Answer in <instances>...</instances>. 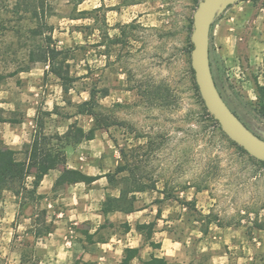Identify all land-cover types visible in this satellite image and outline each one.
<instances>
[{"label":"rangeland","instance_id":"1","mask_svg":"<svg viewBox=\"0 0 264 264\" xmlns=\"http://www.w3.org/2000/svg\"><path fill=\"white\" fill-rule=\"evenodd\" d=\"M199 1L54 0L56 14L48 19L53 42L70 52V72L77 77L64 94L58 78L45 76L46 63L19 71L28 64L20 36L28 20L21 11L14 13V0H0V106L6 116L22 118L0 122V139L24 158L38 106L53 111L44 118L48 134L70 125L88 130L94 120L89 113L77 114L75 103L95 88L110 125L98 129L93 140L66 146V165L100 174L131 163L142 181L155 182L157 190L136 193L135 206L145 207L140 216L145 220L161 209L157 227L179 243L174 263L264 264V165L208 130L189 81L188 36ZM217 23L216 18L209 46L216 85L239 118L264 138V102L246 83L248 64L235 50L231 30L220 33ZM108 194L117 195L118 189L106 178L64 184L40 197L2 190L0 264H49V233L64 207L57 197H93L95 203ZM65 225L76 238L88 237L96 227L90 221ZM126 230L120 218L103 221L96 237ZM82 263L72 258L69 264Z\"/></svg>","mask_w":264,"mask_h":264},{"label":"trees","instance_id":"2","mask_svg":"<svg viewBox=\"0 0 264 264\" xmlns=\"http://www.w3.org/2000/svg\"><path fill=\"white\" fill-rule=\"evenodd\" d=\"M54 0H14V13H24V18L28 20L27 26L20 36H24L22 48L25 49V55L28 64L21 67L19 71H27L29 64L35 62H44L48 69L45 72L53 74L60 81L62 91L67 94L72 88L77 77L70 72V52L68 50L59 49L53 42L52 32L53 25L48 19L56 14L53 5ZM84 0H75V3H81ZM17 29L15 32H20ZM188 36L189 55V81L194 96L199 103L200 113L205 121V126L212 133L217 134L224 141L234 147L237 152L243 154L248 160L253 163L264 165V161L257 160L250 156L242 147L231 141L222 131L219 122L210 114L201 98L198 86L195 81L194 70L191 67L190 55L193 48L190 36ZM2 75H0V84ZM258 93V99L264 102V85H255ZM101 95H107L106 89H101ZM98 91L95 88L88 90L89 97L79 103H75L76 113H89L94 125L88 130H84L78 126L70 125L63 133L48 134L45 132V116L53 114V111H44L38 106L35 116V127L30 140L25 150L24 158H17L16 150L7 146L0 139V192L5 189L11 190L16 196L26 193L29 196L37 194V188L43 180L44 176L51 170L58 169L59 175L55 180V185L75 184L83 182L91 184L101 177H105L107 182L118 189L117 195H106L102 203V212L122 211L129 213L135 210L136 193L145 192L148 190H157L156 183H146L142 181L137 174L135 164L125 163L117 165L113 172H105L100 175H89L79 169L70 168L66 165L65 147L72 144H79L85 140L95 138V133L98 129H106L110 125L108 116L106 115L103 106L99 103ZM6 111L0 106V122H8L16 124L22 122V118H13L5 115ZM12 114L13 111H8ZM135 147L132 151L136 150ZM124 152V150H121ZM31 178L30 183L28 179ZM41 195H37L40 197ZM168 196H173L168 193ZM169 198V197H166ZM160 209L157 212V218H160ZM156 227V221L149 223H137L136 230L141 233L144 240H150ZM258 228H263L258 225ZM129 229V226L127 227ZM88 234V233H87ZM91 238V235H87ZM90 240V239H89ZM153 247H159L158 243L150 241ZM138 255L137 248L127 247L124 249L123 257L118 264H166L164 257L152 256L148 260H140L133 263V259Z\"/></svg>","mask_w":264,"mask_h":264},{"label":"crops","instance_id":"3","mask_svg":"<svg viewBox=\"0 0 264 264\" xmlns=\"http://www.w3.org/2000/svg\"><path fill=\"white\" fill-rule=\"evenodd\" d=\"M242 3H232L222 15L217 17V25L220 33H223L225 28L231 30L236 40L235 50L239 56L246 59L248 64L250 78L246 80V83L253 90L254 98H257L254 86L256 83L264 85V5L261 4V0H247L244 4ZM58 175L59 173H53V170L46 174L37 188L38 194L50 193L58 187H63L64 184L55 185ZM102 178L105 177L91 184H95ZM105 198L96 197L98 201L94 203L93 197H57V200L64 203V207L58 212L54 229L49 233L51 245L48 249L52 250L53 255L50 257L52 261L49 264H69L72 258L82 259L85 261L82 264H115L121 261L124 249L127 247L138 249V255L133 259V263L156 256L164 257L166 264H182L180 261L174 263L179 250L178 241L173 239L165 229L157 227L161 218V216L157 218L160 208L156 209V215L152 220L141 218L145 207L135 206V210L129 213L116 210L105 214L101 210ZM116 218H120V221L129 226L124 235L111 234L106 238L96 237L100 223L112 222ZM67 221L74 224L90 221L92 224L95 223L96 227L88 231L91 238L83 237L82 233H79L80 237L76 238L73 235L74 231L66 228ZM152 221H156L155 230L150 240H144L143 235L136 230V224ZM150 241L158 243L159 247L151 246Z\"/></svg>","mask_w":264,"mask_h":264},{"label":"water","instance_id":"4","mask_svg":"<svg viewBox=\"0 0 264 264\" xmlns=\"http://www.w3.org/2000/svg\"><path fill=\"white\" fill-rule=\"evenodd\" d=\"M235 0H200L193 13L190 61L207 111L223 133L253 158L264 161V138L254 133L233 111L219 91L210 64V32L216 18Z\"/></svg>","mask_w":264,"mask_h":264}]
</instances>
